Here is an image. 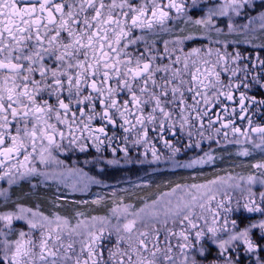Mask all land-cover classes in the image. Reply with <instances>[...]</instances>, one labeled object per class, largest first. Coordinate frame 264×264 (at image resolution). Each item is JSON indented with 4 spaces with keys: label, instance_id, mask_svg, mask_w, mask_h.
Returning <instances> with one entry per match:
<instances>
[{
    "label": "snow or ice",
    "instance_id": "snow-or-ice-1",
    "mask_svg": "<svg viewBox=\"0 0 264 264\" xmlns=\"http://www.w3.org/2000/svg\"><path fill=\"white\" fill-rule=\"evenodd\" d=\"M259 50L264 0H0V264H264ZM194 136L261 159L247 176L177 183L138 210L77 211L74 224L13 198L66 176L100 183L73 157L100 172L122 167L117 153L156 164L162 143L175 166L214 162L175 161L203 151Z\"/></svg>",
    "mask_w": 264,
    "mask_h": 264
},
{
    "label": "rangeland",
    "instance_id": "rangeland-1",
    "mask_svg": "<svg viewBox=\"0 0 264 264\" xmlns=\"http://www.w3.org/2000/svg\"><path fill=\"white\" fill-rule=\"evenodd\" d=\"M260 10L262 9H258L257 12ZM255 14L257 13H253V15ZM240 22L245 23V19H242ZM254 27L258 32V23L255 24ZM246 147H251V145L247 144ZM234 153L233 162H242L236 166L226 165L224 167V165H221L222 161H220L219 158H216V156H214L215 160L212 163L197 165L193 168H185L184 170H205L206 173L201 179H204L206 177H212L213 179H217L219 177L227 178L229 175L247 176L250 171H254L253 169H251L250 165L252 163H255L257 160L261 159V156L258 153L251 157H237L234 155ZM75 160L76 159H74L69 165H67L69 167H83L84 171L87 172L89 176L95 177L98 181H100V183L89 184L85 188L83 187V183L76 184L77 178L66 176L64 182L58 183L57 181L50 180L46 184L40 185L39 195L43 194L42 197L44 198L46 196V199L41 200V197H36L29 198L26 200V198H22V202L25 203L26 206L33 207L34 209L38 206L39 210L44 212V214L46 215L50 213H59L60 215L70 216V218H72L73 224L76 222L77 219V217H75V213L77 211L84 213V216L78 217L79 219H90L91 216H111L109 208L115 207L117 204H119L121 207L123 205H131L133 210H138L140 207H143L145 203L151 204L152 199H150V201L140 199L141 203H139L140 205L137 207L133 204L132 201L134 200H131L130 197H133L132 193L135 188L137 190L145 188V186H148L152 181V177L155 174H158L159 172L152 170L147 171L145 167L138 165L132 171H127V174H121L119 170H126V168H131L129 164L122 165V167L107 166L104 172H100L99 167H105L103 162H101L99 166L94 167L92 165L85 166L83 163L84 159H80L79 163L74 164ZM170 171L173 170L170 169L166 170L165 172ZM203 181L204 182L202 183H207L208 180L204 179ZM34 182H38V180L34 179L33 183ZM74 184H76L75 189L72 187V185ZM129 184H131V186ZM171 189L156 194L154 198H159L161 193L169 192L171 191ZM25 190L28 191L29 186H27ZM36 190L37 189H33L32 192H37ZM140 195H142V198H146V194L141 193ZM13 198L16 199L17 197ZM98 199L101 201L99 204L92 203L93 200ZM84 201H86L87 203H83ZM42 202H44L43 206H41ZM54 203L56 205L55 207L53 206ZM102 206L107 207L105 213L95 212L98 210V208H103ZM112 223H116L114 217L112 218ZM114 242L115 237L113 236L111 241L106 240L105 244Z\"/></svg>",
    "mask_w": 264,
    "mask_h": 264
},
{
    "label": "flooded vegetation",
    "instance_id": "flooded-vegetation-1",
    "mask_svg": "<svg viewBox=\"0 0 264 264\" xmlns=\"http://www.w3.org/2000/svg\"><path fill=\"white\" fill-rule=\"evenodd\" d=\"M244 19H245V23H246L247 19L246 18H244ZM237 36H239V34H237ZM166 38L174 39L175 37H166ZM239 47L241 49H247V51L252 52L253 55H255L256 51H257V50L251 49L246 44H241V45H239ZM259 51L261 52V54H264V50H259ZM262 120H264V118L256 119L255 122L256 123H261ZM237 123L239 124L241 122L237 121ZM240 139L243 141V137H240ZM193 140L201 142V146H202L203 151L198 148V149L187 150L185 152V150L182 148L181 152L175 157V161L179 162L180 164H184V163H187L190 159H196V158L204 156V153L207 151V152H211L214 156H216V158H219V160L222 161V163L220 162L221 165H225V163H230V164L231 163H233V164L234 163H242L241 161L240 162H237V161L233 162L234 161L233 155L229 156L228 153L229 152L234 153V152L238 151L239 149H241L243 147H246V145H247V144H243V143L241 145H234V144H230V143H227V144L222 143L221 145H217L215 143V139L212 140L211 142H209L207 139L200 140L199 137H195V136L193 137ZM184 142L187 143V140L185 139ZM157 147L163 153L162 159H161V161L159 163H156V164H149V163L129 164V166L131 168H126V170L120 169L119 170L120 173L121 174H123V173L127 174V171H129V170L132 171L138 165H141L142 167H145V169H147V171L148 170H152V171H156V172H159V173H162V174H167V173H170V172H181V171H187V172L194 171L196 173V174H192L191 181H193V182H187V181L176 182L175 179H174L175 181L173 179H171V180L163 179V181H165L166 183H169V184L174 183V186L177 183H181V184L188 183V184H190V183H198V182L202 183V182H204L201 179L204 176V175L202 176V174H201L202 171H196V170L188 171V170H184L185 169L184 167L175 166L173 161L167 159V156L169 155V153L163 148L162 143L157 144ZM92 155H96L94 153V151H93ZM104 155L108 159H112L113 158L112 154H111V150H108ZM117 157L120 158L121 165H126V163L124 162V159H123V153H117ZM74 159H76V158L73 157L71 160L66 161V164L69 165ZM80 159L82 160V159H84V157L80 156ZM141 159H143V157H141ZM149 159H151L150 154H149ZM170 169L173 170V171L165 172L166 170H170ZM210 178H212V177H210ZM210 178L206 177L207 180H209ZM34 183H38V182H34ZM0 186L6 187V185L2 184V182H0ZM26 187H24L21 190H18L13 197H18L19 196L21 198H26V200L29 199V198H36V197L43 198L42 197L43 194H40L39 196L30 195L29 194V190L28 191L25 190ZM39 190H40V188H38L36 191L39 192ZM33 193H35V192H33Z\"/></svg>",
    "mask_w": 264,
    "mask_h": 264
},
{
    "label": "trees",
    "instance_id": "trees-1",
    "mask_svg": "<svg viewBox=\"0 0 264 264\" xmlns=\"http://www.w3.org/2000/svg\"><path fill=\"white\" fill-rule=\"evenodd\" d=\"M240 163H225L224 167L226 165H238ZM205 170H203L201 172L202 176L205 175ZM192 174H196L194 171L192 172H187V171H181V172H170V173H167V174H162V173H159V174H155L153 177H152V181L150 182V184L148 186H145V188L143 189H134L132 195L133 197H130L131 200H134L132 201L133 204L135 206H139L141 203L140 199H145V200H149L150 199H153L155 197L156 194H159L160 192H163V191H168L170 190L172 187H174V183H166L165 181H163V179L165 180H171V179H175L176 182H182V181H187V182H193L191 181V177H192ZM206 179V178H205ZM162 180V181H161ZM174 180V181H175ZM204 180V179H202ZM131 186V184H129ZM134 188V187H132ZM141 193H144L146 194V198H142V195H140ZM41 200H44L46 199L45 197L42 199L40 198ZM136 201V202H135ZM138 201V202H137ZM44 205V202L41 203V206ZM103 208H98L97 211L95 212H101V213H105L106 210H107V207L106 206H102Z\"/></svg>",
    "mask_w": 264,
    "mask_h": 264
}]
</instances>
